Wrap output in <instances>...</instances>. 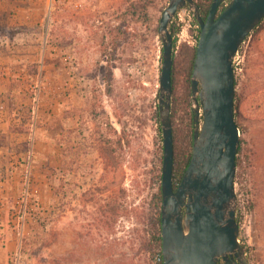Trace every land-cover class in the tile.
<instances>
[{"label":"rangeland","instance_id":"374dc122","mask_svg":"<svg viewBox=\"0 0 264 264\" xmlns=\"http://www.w3.org/2000/svg\"><path fill=\"white\" fill-rule=\"evenodd\" d=\"M168 4L0 0L18 31L0 38V241H17L11 264H155L145 241L163 166L157 31ZM178 13L181 94L199 34L193 12ZM233 66L240 141L261 156L235 184L237 217L249 264H264V20ZM193 107L181 106L182 125Z\"/></svg>","mask_w":264,"mask_h":264},{"label":"water","instance_id":"95a60500","mask_svg":"<svg viewBox=\"0 0 264 264\" xmlns=\"http://www.w3.org/2000/svg\"><path fill=\"white\" fill-rule=\"evenodd\" d=\"M184 8L193 12L200 32L191 77L192 156L175 188L171 121L174 62L169 27ZM263 20L264 0H214L205 20L195 0H170L162 13L157 32L163 44L158 92L163 137V264H249L237 221L235 161L241 141L235 119L233 65L240 47Z\"/></svg>","mask_w":264,"mask_h":264},{"label":"trees","instance_id":"16d2710c","mask_svg":"<svg viewBox=\"0 0 264 264\" xmlns=\"http://www.w3.org/2000/svg\"><path fill=\"white\" fill-rule=\"evenodd\" d=\"M170 1V0H168ZM214 0H195L197 7L199 8V13L203 20L207 18L209 15L211 5ZM224 8V5L221 8ZM129 9V8H127ZM194 25L198 27L197 33L199 34L200 28L193 17ZM262 23V22H261ZM260 23V24H261ZM260 26V25H259ZM259 27H257L254 31H256ZM171 35L173 37V62L175 63V49H176V36L179 34L180 29L176 27L174 23L169 28ZM18 35V31L13 27H10L6 22V15L0 13V38L9 37L10 41H13ZM251 35H249L250 37ZM248 37V38H249ZM199 38V36H197ZM247 38V39H248ZM246 39V40H247ZM198 40V39H197ZM163 47L161 48L162 53ZM196 58V47L192 48L190 51V59L188 62V72L186 76L185 89L181 94H178L176 89V75L174 63L172 68V87H173V95L171 100V121H172V129H173V138H174V168H173V180L175 188L181 182L184 172L187 169L192 156V148H193V136H194V110L191 109L189 117L187 119L186 125H182L184 123H180L182 119L179 117L180 108L183 105H186L187 108L192 107V92H191V77L193 72V64ZM162 64V58H161ZM112 66L108 63L107 76H106V84L109 87L112 82ZM236 87L238 86V82L236 80ZM238 94L236 92L235 98V111H237V102L239 100ZM261 160V156L259 153L249 150L245 148V142L241 140V145L239 148L237 160V173L235 184L238 183V180L242 178L244 175V162H247L251 167H255L256 162ZM159 181L162 180V175L159 177ZM161 186L159 187L158 195L155 198V206L156 212L154 217L149 221V230L148 237L145 241L147 246V251L149 252V256H151L152 260L155 264H163L162 255V236H161V205H162V193ZM237 221L239 223V218L237 217Z\"/></svg>","mask_w":264,"mask_h":264},{"label":"crops","instance_id":"0c3cea01","mask_svg":"<svg viewBox=\"0 0 264 264\" xmlns=\"http://www.w3.org/2000/svg\"><path fill=\"white\" fill-rule=\"evenodd\" d=\"M16 246L17 241L15 238H7L6 240L0 241V257L4 258V260L0 258V264H11L12 252Z\"/></svg>","mask_w":264,"mask_h":264},{"label":"built area","instance_id":"2783aa9c","mask_svg":"<svg viewBox=\"0 0 264 264\" xmlns=\"http://www.w3.org/2000/svg\"><path fill=\"white\" fill-rule=\"evenodd\" d=\"M177 15H179V16H180V14H179V13H178ZM242 46H243V45H242ZM242 46L240 47V49H239L238 53L236 54V57H235L234 61H236L237 57L239 56V54H240V51H241V49H242ZM234 68H235V66H234Z\"/></svg>","mask_w":264,"mask_h":264},{"label":"flooded vegetation","instance_id":"af4514ba","mask_svg":"<svg viewBox=\"0 0 264 264\" xmlns=\"http://www.w3.org/2000/svg\"><path fill=\"white\" fill-rule=\"evenodd\" d=\"M219 264H223V262L222 261H220V263Z\"/></svg>","mask_w":264,"mask_h":264}]
</instances>
